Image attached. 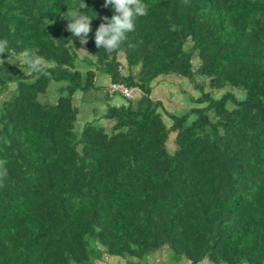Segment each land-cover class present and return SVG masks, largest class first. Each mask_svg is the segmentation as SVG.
<instances>
[{
  "label": "trees",
  "instance_id": "1",
  "mask_svg": "<svg viewBox=\"0 0 264 264\" xmlns=\"http://www.w3.org/2000/svg\"><path fill=\"white\" fill-rule=\"evenodd\" d=\"M78 2L0 0V41L47 62L25 76L0 57V264H264V0H144L111 54L95 32L112 7L85 0L82 45L63 16ZM172 75L196 90L182 115L152 97ZM98 90L123 101L79 126L76 94Z\"/></svg>",
  "mask_w": 264,
  "mask_h": 264
},
{
  "label": "clouds",
  "instance_id": "2",
  "mask_svg": "<svg viewBox=\"0 0 264 264\" xmlns=\"http://www.w3.org/2000/svg\"><path fill=\"white\" fill-rule=\"evenodd\" d=\"M109 6L112 7L114 14L111 18L107 16L103 18L105 22L101 23L95 32V44L98 48H102L106 53L111 54L117 51L125 42L127 33L135 30L136 19L147 14V5L144 0H105L104 7ZM87 7L85 0H79L78 3L68 5V11L63 14L68 21V31L74 37H78L82 45L88 43L94 18L83 11ZM51 23H54V21L49 22V24ZM71 42L73 44L72 40ZM79 51L86 52L83 48ZM5 53L9 54V63L19 62V67L25 76L46 74L47 62L39 55L38 49H24L17 54L8 50L6 41H0V57H3ZM0 63H4L2 58H0ZM6 163V161L0 160V187L5 186L8 178Z\"/></svg>",
  "mask_w": 264,
  "mask_h": 264
},
{
  "label": "rangeland",
  "instance_id": "3",
  "mask_svg": "<svg viewBox=\"0 0 264 264\" xmlns=\"http://www.w3.org/2000/svg\"><path fill=\"white\" fill-rule=\"evenodd\" d=\"M80 50V48H79ZM80 53H83L80 51ZM172 75V78H168L166 82L163 83H156L153 87L152 97L154 99H160L164 102L167 108H169L171 111H173L176 114L182 115L185 114L189 109H191L193 106H195V103L193 101V96H196V90L194 88V85L192 82L182 76ZM99 80L97 82L99 84H105L107 85L109 83V79L105 75H99ZM54 85V84H53ZM209 88V87H208ZM207 88V89H208ZM228 90L227 88L221 89V90H212V93L215 96H221L224 91ZM99 96H103V99H100ZM50 99H54L53 95L49 96ZM76 105L79 107V119H78V125L81 126L85 122L92 120V118L95 116L93 113L94 108H101L102 110L106 108V103L110 102L112 104H119L123 101V98L121 96H115L111 99H105L104 95L101 91H91L86 94H83L82 92H79L75 96ZM170 253V250L165 249ZM166 252H159L157 254V257H155L158 260L165 259L163 261H158L155 264H190V261L186 258H182V256L178 259L176 256L173 257V255L170 253L167 257ZM109 259L107 260L108 264H145L135 261H129L125 260L118 256H111L108 255ZM105 255V258H108ZM154 261V258H151V262ZM181 262V263H180ZM154 264V263H152ZM199 264H215L212 263L209 259H205L203 262Z\"/></svg>",
  "mask_w": 264,
  "mask_h": 264
},
{
  "label": "built area",
  "instance_id": "4",
  "mask_svg": "<svg viewBox=\"0 0 264 264\" xmlns=\"http://www.w3.org/2000/svg\"><path fill=\"white\" fill-rule=\"evenodd\" d=\"M110 92L119 91L126 96L131 95V90L122 84H112L109 88Z\"/></svg>",
  "mask_w": 264,
  "mask_h": 264
}]
</instances>
